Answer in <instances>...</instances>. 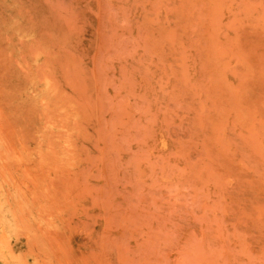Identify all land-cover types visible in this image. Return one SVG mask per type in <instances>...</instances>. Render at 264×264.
<instances>
[{
	"label": "rangeland",
	"instance_id": "rangeland-1",
	"mask_svg": "<svg viewBox=\"0 0 264 264\" xmlns=\"http://www.w3.org/2000/svg\"><path fill=\"white\" fill-rule=\"evenodd\" d=\"M0 264H264V0H0Z\"/></svg>",
	"mask_w": 264,
	"mask_h": 264
}]
</instances>
